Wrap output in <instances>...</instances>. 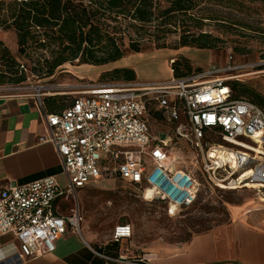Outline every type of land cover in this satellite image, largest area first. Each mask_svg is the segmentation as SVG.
<instances>
[{
	"label": "built area",
	"instance_id": "built-area-1",
	"mask_svg": "<svg viewBox=\"0 0 264 264\" xmlns=\"http://www.w3.org/2000/svg\"><path fill=\"white\" fill-rule=\"evenodd\" d=\"M213 74L215 69L165 80L86 82L62 111H44L47 135L41 141L53 145L66 183L49 176L0 189V236L16 237L19 262L54 252L70 229L81 233L78 205L61 215L56 202L77 196L103 176L117 175L143 199L164 202L169 214L172 207L177 214L195 203L201 183L168 139L152 132L153 112H161L168 122L187 118L191 131L179 135L194 148L212 186L252 188L254 183L257 199L264 203V108L234 97L225 78L208 79ZM35 94L43 108L42 89ZM132 235V225L119 224L113 239Z\"/></svg>",
	"mask_w": 264,
	"mask_h": 264
},
{
	"label": "rangeland",
	"instance_id": "rangeland-1",
	"mask_svg": "<svg viewBox=\"0 0 264 264\" xmlns=\"http://www.w3.org/2000/svg\"><path fill=\"white\" fill-rule=\"evenodd\" d=\"M191 15L188 18L181 16L180 20H187L179 21L175 29L167 27L171 30L165 34L156 31L159 21H153L140 40L141 52H130L117 63L85 66L78 70L76 61L62 65L50 77L39 78L27 71L25 82L2 86L20 87L32 92L42 89L44 98L59 96V105L65 106L82 90L78 86L83 83L121 80L113 79L110 74L118 65L137 70L138 77L134 80L176 77L173 72L164 70L165 65L162 63L166 61L171 68L170 62L176 58L191 64V74L215 69L216 74L208 79L219 76L225 78L227 83L238 81L264 96V0H197ZM186 28L195 35L210 34L216 39V46L175 50ZM132 33V37H138ZM0 39L17 54V39L13 31L0 30ZM163 43L166 47L159 48ZM181 49L182 55L179 52ZM150 125L153 133L168 139L169 147L184 159L183 165L201 183L197 200L177 214L172 207L169 214L164 202L143 199L134 185L118 176L109 179L103 176L96 184H91L72 197L76 206L78 204L81 207L82 224L87 223L101 238L107 239L110 235L113 238L115 227L128 223L133 227V235L125 242L127 249L133 250L136 255L144 252L161 255L173 246L189 241L194 234L227 222L234 206L250 201L259 202L253 188L220 189L212 186L203 176L194 148L186 138L180 136L191 131L185 116L180 122H168L161 112H153L150 113Z\"/></svg>",
	"mask_w": 264,
	"mask_h": 264
},
{
	"label": "trees",
	"instance_id": "trees-1",
	"mask_svg": "<svg viewBox=\"0 0 264 264\" xmlns=\"http://www.w3.org/2000/svg\"><path fill=\"white\" fill-rule=\"evenodd\" d=\"M165 3V4H164ZM197 0H0V30L13 31L17 54L0 39V86L19 85L27 71L50 77L66 63L104 66L141 52V39L153 21L158 33L177 28L181 16L191 17ZM188 18V17H187ZM215 19V18H212ZM138 37H132L133 33ZM175 47L214 48L208 33L193 34L188 28ZM165 43L159 48H165ZM176 77L191 75V64L183 59L170 62ZM113 79L134 80L130 67H114ZM193 74V73H192ZM236 98L248 99L264 108V96L254 88L230 81ZM59 96L44 99L49 112H59Z\"/></svg>",
	"mask_w": 264,
	"mask_h": 264
},
{
	"label": "crops",
	"instance_id": "crops-1",
	"mask_svg": "<svg viewBox=\"0 0 264 264\" xmlns=\"http://www.w3.org/2000/svg\"><path fill=\"white\" fill-rule=\"evenodd\" d=\"M182 50H179L180 55ZM162 63L164 70L172 73L167 62ZM85 66L98 67L76 65L78 70ZM24 90L0 86V189L8 184L21 186L49 176H55L64 185L66 176L53 145L41 141V137L47 135L46 101L42 108L35 92ZM110 177L117 175L107 178ZM97 182L92 181L82 189ZM72 197L57 200L59 214L69 215L77 207ZM259 202L234 206L227 222L196 233L189 241L161 255L148 252L136 255L125 245L131 238L115 241L110 235L103 239L81 221V233L70 229L57 241L54 252L25 262L17 259L16 237L0 236V264H264V203Z\"/></svg>",
	"mask_w": 264,
	"mask_h": 264
},
{
	"label": "bare ground",
	"instance_id": "bare-ground-1",
	"mask_svg": "<svg viewBox=\"0 0 264 264\" xmlns=\"http://www.w3.org/2000/svg\"><path fill=\"white\" fill-rule=\"evenodd\" d=\"M247 175H249V173H247V174H244V176L242 177V179L244 180L246 177H247ZM250 187H256V184H254V183H252V184H250Z\"/></svg>",
	"mask_w": 264,
	"mask_h": 264
}]
</instances>
